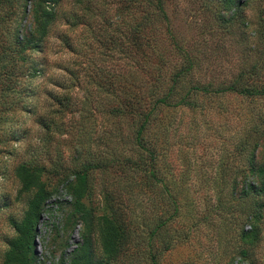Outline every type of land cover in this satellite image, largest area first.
I'll return each instance as SVG.
<instances>
[{"label":"rangeland","instance_id":"obj_1","mask_svg":"<svg viewBox=\"0 0 264 264\" xmlns=\"http://www.w3.org/2000/svg\"><path fill=\"white\" fill-rule=\"evenodd\" d=\"M59 1L42 38L43 0H0V102L26 88L22 108L0 104V264L13 244L26 264H264V196L239 197L255 182L249 155L264 165V130L251 129L264 127V96L192 89L264 70V0H162L168 21L129 0ZM144 15L149 25L133 39ZM162 97L172 106L157 104ZM149 112L153 160L134 138ZM94 163L76 201L72 187ZM35 185L40 208L21 240ZM255 212L260 221L250 220ZM103 216L121 235L113 258L98 238ZM251 223L255 244L243 238Z\"/></svg>","mask_w":264,"mask_h":264},{"label":"trees","instance_id":"obj_2","mask_svg":"<svg viewBox=\"0 0 264 264\" xmlns=\"http://www.w3.org/2000/svg\"><path fill=\"white\" fill-rule=\"evenodd\" d=\"M4 2L10 3V0H3ZM44 1V10L41 13L40 17L38 18L39 20V30H40V36L44 38L47 34V31L51 24L55 20V15H56V10L58 7V4L60 3L59 0H43ZM132 5L134 10L136 12L139 10V8L143 5H148L149 7H153L156 11V19L159 21H168L167 18V11L164 6V2L162 0H129ZM224 1H230V0H224ZM259 24H258V35L260 36L262 40V49L264 50V5L260 9V17H259ZM247 23V22H246ZM149 25V20L147 18V15H144L141 17L139 22H134V24L131 27V32L133 39H137V37H140L139 34L148 27ZM26 46L24 45L23 41L18 42V47L23 49V47ZM21 52V51H20ZM264 52V51H263ZM22 54V53H21ZM22 55L20 57V61L22 62L24 57ZM242 71L239 72L238 76L234 81L231 83L227 84L225 87L217 88V89H208L207 87H199V86H194L193 91H197L201 94H214V95H220V94H225L228 92H231L237 96L244 97V98H253V97H263L264 96V83L256 87L254 85H249V84H243L242 81L245 79L246 81H251V80H262L264 81V70L255 69L253 67H244L241 69ZM260 70V71H259ZM5 76L8 78L9 74L5 72ZM262 78V79H259ZM25 89L23 88L21 94L20 92V97L18 100L12 101L10 100H3L0 102L1 104V109L4 113H9L14 110L16 106H24L23 103H21V95L25 93ZM10 89H7L5 92L9 93ZM11 92V91H10ZM26 95V94H25ZM7 96V95H6ZM59 101V100H58ZM60 102V101H59ZM157 104L163 103L165 106H172V104L167 103L165 97L160 98L159 100L156 101ZM21 104V105H20ZM116 115H121L124 114V110L118 108L115 111ZM151 117V112L147 113L142 117V121L139 123L136 131L134 138L136 140V145L137 148L142 152L150 155V158L153 160V154L151 151L148 149V147L145 144V139L143 138V132L146 130L147 125L149 123ZM5 118V117H3ZM42 120V121H41ZM44 119L40 118V121L42 122V127L43 128H48V124L43 121ZM5 123V121L0 120V124ZM251 129L256 130V131H262L264 130V127H259V126H252ZM4 129L0 127V135L4 133ZM16 131H11L6 135L14 136ZM264 134V133H262ZM264 135H262V138ZM264 139V138H263ZM247 144L245 145L244 149L247 150ZM141 160V159H140ZM139 166V165H138ZM100 166L97 164H92L91 166L88 165L87 168H85V172L82 173L83 179L80 180L77 183H74V186L72 187V194L75 197L76 201L81 198V195L84 191H87L86 189L89 188L88 184L90 183L89 178H88V171L92 172V168H99ZM140 167L142 165L140 164ZM139 167V169H140ZM137 168V167H136ZM138 169V168H137ZM88 170V171H86ZM248 170L249 172L253 173V176L255 178V182H251L250 184H246L245 187L241 190V193L239 197L242 198H248V197H253L255 199H261V197L264 196V165L258 164L256 165V159H255V153H251L249 155L248 159ZM150 176L155 179L156 175L153 172L152 169L149 171ZM26 188H29V185L27 183L24 184ZM35 191L33 192V195L31 199L29 200L27 206L28 210L23 217L21 223L17 226V232L20 235V239L23 240L24 238L26 241L29 238V233L33 230L34 226V216H36L37 211L40 208V203H41V197H42V189L38 187L37 185L34 186ZM262 208V207H261ZM261 213L260 212H255L252 214L250 217L251 221L254 220V222L260 221L261 220ZM251 231L244 234L243 238L250 240V242L254 243L257 241V227L255 223H251ZM97 231H98V238L101 241V245L103 248V254L106 257H115L117 253L119 252V248L121 246L120 244V234H119V228L116 226L114 227L111 222L107 220V217L103 216L102 218L98 219L97 221ZM18 248L17 244H13L9 250L4 255V264H26L25 261V255L21 254L20 252L17 253L16 249ZM244 254V253H243ZM246 254V252H245ZM88 264H102L100 261L99 262H93L91 256L90 258L88 257L87 260Z\"/></svg>","mask_w":264,"mask_h":264}]
</instances>
